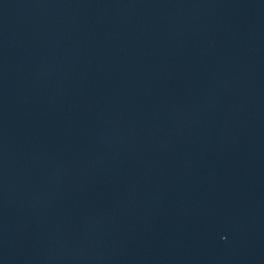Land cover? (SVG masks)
<instances>
[{
  "label": "water",
  "instance_id": "95a60500",
  "mask_svg": "<svg viewBox=\"0 0 264 264\" xmlns=\"http://www.w3.org/2000/svg\"><path fill=\"white\" fill-rule=\"evenodd\" d=\"M0 264H264V0H0Z\"/></svg>",
  "mask_w": 264,
  "mask_h": 264
}]
</instances>
